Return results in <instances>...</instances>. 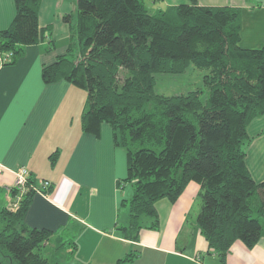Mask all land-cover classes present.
Instances as JSON below:
<instances>
[{
    "label": "trees",
    "instance_id": "1",
    "mask_svg": "<svg viewBox=\"0 0 264 264\" xmlns=\"http://www.w3.org/2000/svg\"><path fill=\"white\" fill-rule=\"evenodd\" d=\"M14 1V22L0 32L3 64L51 33L39 23L41 0ZM79 7L83 13L71 23L66 54L45 65L42 77L46 84L67 81L86 91L83 132L98 137L108 124L114 144L126 150L124 181L133 195L123 201L128 220L119 229L125 239L137 242L143 229H158L156 203H175L195 182L196 224L207 254L226 264L235 242L252 249L264 236V181L254 180L245 159L248 127L264 116V46H241V10L197 0L156 13L144 0H79ZM191 66L207 71L205 100L202 89L156 92L157 74L180 75ZM40 186L27 177L18 204L0 208V264H63L60 254L75 255L76 241L65 232L25 223ZM67 244L73 246L68 253ZM136 257L133 252L117 264Z\"/></svg>",
    "mask_w": 264,
    "mask_h": 264
},
{
    "label": "crops",
    "instance_id": "2",
    "mask_svg": "<svg viewBox=\"0 0 264 264\" xmlns=\"http://www.w3.org/2000/svg\"><path fill=\"white\" fill-rule=\"evenodd\" d=\"M43 1L39 23L51 28L50 35L26 46L12 64H3L0 53V193L6 192L10 204L15 201L12 189L20 169H26L39 186L43 181L53 184L49 194H34L24 221L31 228L65 232L66 238H74L77 251L70 264H117L133 252L137 257L125 264H221L215 254H207V241L198 232L200 203L196 196L200 185L195 182L175 203L168 199L156 203L158 229H143L137 242L125 239L119 223H127L123 201L133 195L131 185L124 181L128 175L127 152L114 144L108 124L101 126L98 137L83 132L86 91L67 81H43L44 66L66 54L70 26L77 17L68 21L66 45L57 48L54 19L47 17L50 9ZM150 1L154 8L151 13H156L163 6L191 0ZM197 1L204 6L239 8L241 46H264V0ZM15 16V1L0 0V32L12 26ZM248 134L251 141L246 165L254 180L262 182L264 116L251 122ZM4 202L0 197V208ZM226 264H264V236L252 249L242 241L235 242Z\"/></svg>",
    "mask_w": 264,
    "mask_h": 264
},
{
    "label": "rangeland",
    "instance_id": "3",
    "mask_svg": "<svg viewBox=\"0 0 264 264\" xmlns=\"http://www.w3.org/2000/svg\"><path fill=\"white\" fill-rule=\"evenodd\" d=\"M43 2L44 6H48L50 9L48 14H46L47 17L50 19H54L53 32L55 33L56 38L58 39L57 48H61L67 43V35L69 31L68 21H70L71 18L76 17L79 13H83L82 9L79 7V0H44ZM144 2L146 8L151 13V10L154 9L150 3L151 1L144 0ZM158 7L159 5L156 4L155 9H157ZM163 8L165 9L166 6H163ZM205 74H207L206 70H199L193 66L189 67L185 73L180 75L157 74L156 92L167 96H173L181 93H187L189 91H194L196 89H202L204 91L202 94V99L205 100L208 95V91L204 82ZM0 197H2L5 201L2 206L10 205L6 192H1ZM199 199V195H197V204L200 203ZM146 220L147 219H145V221ZM149 221L150 220H147L146 223ZM199 231L200 229L198 228V232ZM72 247L73 246L67 244V253L72 250ZM75 250L77 251V248H74V251ZM60 258L63 264H70L69 262H71L70 259L72 257L68 254L65 255L64 253H62L60 254Z\"/></svg>",
    "mask_w": 264,
    "mask_h": 264
},
{
    "label": "built area",
    "instance_id": "4",
    "mask_svg": "<svg viewBox=\"0 0 264 264\" xmlns=\"http://www.w3.org/2000/svg\"><path fill=\"white\" fill-rule=\"evenodd\" d=\"M10 59V54L7 55L4 61H8ZM27 177H28V171L26 169H20L17 175V181L15 184V189L18 190L19 194L15 197V201L13 202V205L16 206L18 202L20 201L21 195H23L26 191V182H27ZM40 188L37 189V192L43 193L44 190L49 189L52 187V183L50 181H43L40 184Z\"/></svg>",
    "mask_w": 264,
    "mask_h": 264
}]
</instances>
